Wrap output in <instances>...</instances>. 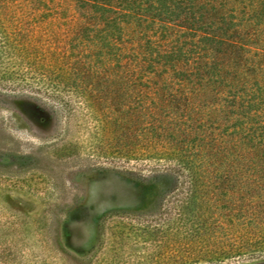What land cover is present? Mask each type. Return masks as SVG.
<instances>
[{"label": "rangeland", "instance_id": "1", "mask_svg": "<svg viewBox=\"0 0 264 264\" xmlns=\"http://www.w3.org/2000/svg\"><path fill=\"white\" fill-rule=\"evenodd\" d=\"M158 1L111 0L139 18L109 14L125 35L91 32L90 74L64 82L61 67L79 56L63 57L64 39L78 12L104 25L99 11L0 0V264H264V156L237 154L230 135L248 121L211 85H264V0H242L262 4L251 16L230 13L239 0ZM205 21L227 40L172 30ZM237 38L250 52L232 48ZM196 57L190 101L206 136L144 127L174 61ZM181 144L188 169L169 156Z\"/></svg>", "mask_w": 264, "mask_h": 264}, {"label": "trees", "instance_id": "2", "mask_svg": "<svg viewBox=\"0 0 264 264\" xmlns=\"http://www.w3.org/2000/svg\"><path fill=\"white\" fill-rule=\"evenodd\" d=\"M74 1L78 6H80L81 9L84 8L87 4H89L93 8H96V10L99 11L98 19L103 22L104 25H96L95 23H91V21L95 22L96 20L93 19L94 17L86 11L77 13V22L75 20L74 24L72 23V27L70 29L71 35H68V37L64 39V48L62 47V53L63 57H66V60L69 59L68 57H70L69 55H67L68 53H79V56L75 57L72 60V64L65 66L63 65L61 67L60 75L62 78L61 80H63L64 82L71 80L72 75L74 74H83L86 76L90 74L89 72L91 71L92 67L90 66L91 60H89L88 63H85V59L82 56L85 57V55H89L92 50L89 44V35L91 32L96 33V36H101L103 31L105 30V27L112 25V27H114V30L116 31L117 36L121 38V36L125 35L126 28L121 26L120 20H118V16L116 15L128 16L132 14V17H135V19L139 18L138 13L133 9L132 5H130L132 3L126 2L118 4L116 2L112 3L111 0ZM158 3L165 4L164 0H159ZM212 3L213 2L206 3L210 5V10H214L215 8V3ZM236 4L242 5L240 9H237L236 7V9L234 7H230L229 11L232 14L233 12L237 11L243 14L242 16H251V14L258 15L259 8H257V5L258 7L262 5L261 3H254L253 1H250V3H245L242 0H239L238 2L236 1ZM222 6H226V3L222 4ZM126 10L129 12H126ZM70 14L73 16L74 13ZM109 14L116 15L114 17H110ZM148 20H151V22L155 21L154 17H150ZM212 26L213 25H211V22L206 21L203 23V27H201L202 29H199L200 27L195 28L192 25L182 27V25L174 24L172 30L173 33H179L181 31H184L190 34H196L198 31H200L203 35V38H205L206 40L210 38L215 41L227 40L224 37H218L216 34L212 33ZM117 41L118 39L115 42ZM232 43V48L236 50L250 52L248 51L250 50V48L245 43L244 39L237 38ZM194 45L195 44L192 45L191 43L185 44L184 46L187 49H178L177 53H182V51H187L188 54L192 53L194 49L192 46ZM116 46L117 45H113V47L118 48ZM206 52H208L207 49H204L205 54ZM256 52V54L260 55L262 50H260L259 48L256 50ZM137 55L139 58V53H137ZM146 55L147 53H145V55H143L142 57L140 56V59L142 61L146 60ZM125 58L127 57L125 56ZM196 59L197 57L194 59H189L182 65H179L176 63V61H174L171 66V70L170 72H168L166 78L164 80H160V84L168 85L169 90L166 92V95L164 94L161 99L157 101V105L154 107V111H150V109L148 110L145 107L143 117L147 116V119H144L145 123H143L144 120H141L144 124V127L147 126L154 132H158L160 130H170L173 132L176 131L177 133L181 134L183 138H186L190 135H194L201 139L206 136V134L205 136H203L204 132L201 130V124L204 122V119L198 115V107L192 105V102L190 101L193 90L190 91L191 88L188 85L190 82L189 80H191V78L193 77L198 78L199 74L191 75L192 73L194 74V72L189 67L191 63L194 62ZM207 62L208 60L206 58L202 60L203 67L207 68V71H209V66ZM76 65L78 66V69L76 68ZM184 65L185 67L183 68L182 66ZM212 68H214L211 69L213 72L217 71V67ZM77 70L79 72H76ZM161 70L162 71L159 70L158 72H160L161 74L162 72L166 74V69ZM142 72L145 73L147 71ZM151 72L152 71H149L148 73ZM213 82L214 83L211 85H213L215 97H222L224 93H227V96H229L230 98L231 107L233 108V110H237L241 118L248 121L247 123H245L246 125L244 126V124L241 123L239 120L238 124L233 127L234 131L230 135L232 140V146L234 147L237 154L242 156L245 155L247 152H250V154H252V156L254 157L257 156L258 153H262V156H264V85H261L258 80H256V82L254 83H247L248 86L246 83H244L241 87H239L243 90H238L237 85L233 87H227L223 85L224 83L218 84L217 81ZM157 89L158 87L155 89V91H157ZM84 101L86 104V108H90V100L86 101V99H84ZM180 102L183 103L182 107L179 106ZM183 149L184 145L181 144V147H179L177 151L168 150L170 151L169 156L171 157V159L178 161L184 169H188V165L184 163L185 151Z\"/></svg>", "mask_w": 264, "mask_h": 264}]
</instances>
